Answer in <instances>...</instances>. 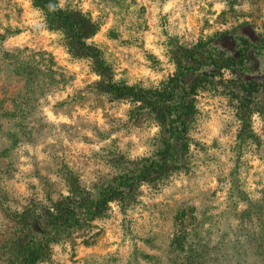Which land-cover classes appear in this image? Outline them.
<instances>
[{"label": "rangeland", "instance_id": "1", "mask_svg": "<svg viewBox=\"0 0 264 264\" xmlns=\"http://www.w3.org/2000/svg\"><path fill=\"white\" fill-rule=\"evenodd\" d=\"M58 5L97 22L88 42L100 48L114 80L143 86L171 73L173 44L264 21V0ZM97 79L29 0H0V264H8L1 252L15 213L66 194L69 173L90 186L114 171L112 157L151 152L156 127L131 118L126 100L98 93ZM195 106L187 168L143 183L127 207L113 205L92 227L54 243L38 264H264V117L253 121L258 141H246L238 154L227 98L202 91Z\"/></svg>", "mask_w": 264, "mask_h": 264}, {"label": "trees", "instance_id": "2", "mask_svg": "<svg viewBox=\"0 0 264 264\" xmlns=\"http://www.w3.org/2000/svg\"><path fill=\"white\" fill-rule=\"evenodd\" d=\"M29 1L39 9L45 27L61 34L67 52L87 60L98 76L94 84L97 92L126 100L129 116L150 120L156 131L148 155L112 157L114 171L90 186L69 173L66 194L49 205L32 204L15 213L13 237L1 252L8 264H38L48 259L54 243L77 229L92 227L113 205L127 207L143 183H155L186 169L195 97L202 91L229 101L236 120L234 147L238 154L246 141H258L253 121L264 117V21L258 26L238 21L190 44H173L168 49L171 73L155 85L143 86L112 78L100 48L88 42L98 29L88 15L61 7L58 0Z\"/></svg>", "mask_w": 264, "mask_h": 264}]
</instances>
